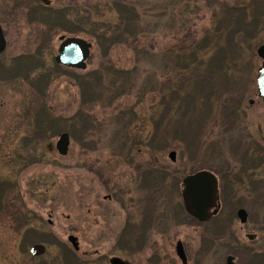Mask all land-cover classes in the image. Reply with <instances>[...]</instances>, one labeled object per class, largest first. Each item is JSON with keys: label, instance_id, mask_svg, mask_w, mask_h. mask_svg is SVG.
<instances>
[{"label": "rangeland", "instance_id": "rangeland-1", "mask_svg": "<svg viewBox=\"0 0 264 264\" xmlns=\"http://www.w3.org/2000/svg\"><path fill=\"white\" fill-rule=\"evenodd\" d=\"M50 1L52 9L63 10L64 25L52 28L49 20L52 29L46 33L49 46L42 51L41 70L55 69L54 57L61 35L83 38L91 44L86 68L55 69L56 74L43 94L21 77L4 83L1 90V111L8 117L1 129L13 126L18 143L31 128L32 118L19 119L14 125L11 118L15 114L37 112L38 107L45 106L53 116L65 119L58 125L60 131L55 128L33 152L41 162L15 176L9 170L17 172L21 162L5 165L6 155L2 151L0 179L15 178L21 201L25 202L23 218L28 215L31 227L51 235V243L41 259L50 264H74L80 252L76 256L66 237L77 232L83 234L81 251L90 255L98 249L112 253L113 241L103 228L105 220L103 224L95 220L99 215L94 197L108 193L94 175L95 162L109 164L110 169L113 166L120 185L127 180L133 186L132 175L138 174L139 169L155 166L179 178L193 170L214 172L230 181L229 206L248 213L242 230L243 223L236 216L232 221L231 228L237 232L240 245L249 251L263 252L264 103L256 90L257 70L262 64L256 50L264 45V0ZM116 2L135 9L138 33L128 36L130 44L105 43V53L90 33H106L102 25L116 22ZM13 4L0 2V21L7 40V49L0 56L3 63L34 51L41 30L40 25L24 21L23 11L11 12L6 17ZM23 4L28 2L18 3ZM44 13L55 16L49 10ZM63 28L74 32L62 31ZM28 39L31 43L24 45ZM41 70L33 69L29 77L37 79ZM77 113L76 119H72ZM62 131L70 137L64 157L45 149L49 143L54 145ZM171 151H176L175 163L169 160ZM29 152L24 150L23 154ZM251 159L255 160L254 165ZM33 180L36 182L31 183ZM46 181H50V188ZM171 181L168 178L162 183L160 214L156 213L155 199H144L145 193L140 192L141 203L133 207L124 234L132 244L150 237L154 231L150 227L154 228L160 215L171 218L173 211L163 201V196L175 195L167 186ZM177 199L181 203L180 196ZM171 201L176 203V197L172 196L170 204ZM114 206L117 207L115 203ZM49 213L50 226L46 223ZM116 214L124 212L118 209ZM211 223L210 238L217 242L224 239L220 233L213 235L215 226ZM13 224L8 215L0 214V264H21L27 258L24 253L28 245L20 241L22 230L16 233ZM114 226L118 235L121 226ZM178 227L173 239L188 242L196 237V232L193 237L188 229L180 224ZM100 230L104 234H98ZM245 234H256V239L249 241ZM55 240L66 244L70 251ZM146 247L131 252L132 264H153L149 260L153 261L154 253L160 251L154 246ZM223 253L224 247L217 244L201 264H224ZM255 259L253 264H262Z\"/></svg>", "mask_w": 264, "mask_h": 264}, {"label": "flooded vegetation", "instance_id": "flooded-vegetation-1", "mask_svg": "<svg viewBox=\"0 0 264 264\" xmlns=\"http://www.w3.org/2000/svg\"><path fill=\"white\" fill-rule=\"evenodd\" d=\"M0 2L15 3V5L13 4L11 6L9 12L6 13V17L10 16L11 12L14 13L17 11H23L24 14L22 15V17L24 16L23 19H25L24 21L26 23H36L37 25L41 26V30H39L40 34H38V46H36L37 48H35L34 51L30 50L29 53H23L19 56L12 57L6 63L1 62L0 60V131H3L4 129H1V127L5 125V123H8V117L6 116V112L1 111L3 107V96L1 90L2 85L4 83L14 82L19 77H21L22 80L26 79L28 86L32 87L36 83L41 84V82L44 80L43 82L44 84H46L47 87L50 83V80L56 74L55 69L60 70L61 67H68L57 63L55 60L57 55H55L54 70H41L40 68L43 66L41 60L42 51L48 48L47 46H49L47 41L48 36H46V33H51V29L53 28H51V26L49 25V20H51V18L55 19V16H58L60 18L59 21L62 24L64 22V15L61 13L63 11L62 9L58 11H56V9H52L50 0L49 4L47 5L44 4L41 0H0ZM20 2H28V5H18V3ZM46 10L55 12V16L51 17V15H47L46 13H44ZM0 31L4 39V48L0 52L1 56L7 49L5 30L1 21ZM59 38L60 36L58 37V40H60ZM35 40L36 39L34 38L33 41ZM30 43L28 39L24 45L28 46ZM59 45L60 42L58 44V48ZM33 69H38L42 71L39 73L40 76L37 79L36 77H34L33 79L29 77V73ZM18 115L16 116L15 114L11 118L14 125L17 124V120L19 119L25 120L27 117H29V119L30 117L32 118L31 128L26 134H24L20 138V142L18 143L17 141V130L11 125L7 127L6 130L0 133L5 135L2 138L0 137V166L3 167V163L1 161V159H3L2 151H4V155H6V160L4 162L5 165L14 164V166H16L17 163L19 164V162H21V166L17 172L14 169L9 170L13 172V174L10 173L12 176H15L16 173L20 171L26 170L30 165L41 162V159L37 155L35 156L33 152H35L36 148L41 145V142L50 137L51 133L55 132V128L59 129L58 131H60V124L65 120L64 119L62 121L61 118L53 116L50 112H48L46 108L42 110L38 109L37 112H30L27 110L23 111L21 114ZM55 119H57L56 122H58L60 128L57 127ZM61 133H64V131L59 132L57 134V139ZM56 141L54 142V145H52L51 143L47 144L45 149L50 153L55 150L58 154L56 148ZM24 150L27 152L31 151L32 153L29 152L24 155ZM21 152L22 154H20ZM170 161L172 163H175L176 159L174 161ZM93 166L95 168L93 170L94 175L101 184L100 186H102L103 189L108 190V193L103 195L101 198L94 197V205H96L97 214L99 215V218L95 220L97 222L101 220L102 224L105 220L103 228L107 229L109 233L108 237L111 242L113 241L112 248L114 249H111L112 253L101 252L98 249L90 255L89 252L85 250H80V240L83 234L80 232H77L75 235L69 234L66 237L67 245L71 247L73 252H75L76 256L78 252H80V256L77 257L78 260L75 261L74 264H111V260L114 258L119 259L123 262V264H132L133 262L131 260V252L139 248H147L146 246H154L160 251L159 253H154L155 256L153 255V261L149 260L153 264H191V262L201 264V261H207L211 252V248L213 246H216L217 244L218 246L224 247V264H227L228 258L232 259L233 264H238L239 262L241 264H253L254 258L259 260L260 262H262V260L264 259L262 258L264 256V251L256 253L253 251H249L246 247L240 245V240L237 236V232H235L233 228H231V225L233 223L232 221L234 220V216H236L235 218L238 219L237 212L243 208L232 209L231 206H229V204H232V202H228L231 200L232 197L227 196V193L231 190L230 181H226L223 177L219 178V176H217L214 172L206 169L197 171L193 170L189 171L185 176L179 178V175L174 174V176H170L168 172L161 170V168L157 166H155V168L150 169L143 168L142 170H138V174L132 175L134 178V184L132 186L130 183H128L127 180H123L124 184L122 185H120V183L116 181L118 179V176L113 174V166L110 169L109 164L100 165V163L96 162L92 164V167ZM109 170L112 172V175ZM199 171H208L212 173L216 181L214 184L215 201L208 210L209 219L206 221H200L198 218H196L189 212V204L184 202L182 196L184 190V179L191 175H194ZM168 178H171L172 181L171 185L167 186L170 192L175 194L172 196H175L177 200L176 203L173 204L171 201L172 204H170L169 201L172 196H163V201L166 200L165 202L167 203V206H169L170 209L173 211L171 218H162V216L160 215V218L158 219V222L156 223L154 228L150 227L151 230H154L150 237L147 240L138 239L133 243V245L131 241H128L125 238L124 234L130 224V219L133 216V207L141 203L142 194H140V192L143 191L145 193L144 199H155L156 213L160 214L162 212L158 210V207L159 201L162 198V183L165 184ZM15 182V178L0 179V214L8 215L10 221L14 223L12 225L14 227L13 231H15L16 233H20V231L22 230L20 241L21 243L25 242L28 247L24 253V255H27V258L21 264H50V262L42 260L41 258L46 253L47 245L51 243V235L48 231H40L34 226L31 227L28 215L27 219L23 218V216L26 215L22 212V210L25 209V202L23 200L21 201L22 196L20 195V191ZM34 182L36 181L33 180L31 183ZM47 185L50 188V181L47 182ZM178 196H180L181 198V203L177 199ZM114 203L117 205V207L114 206ZM80 204H82V202H80ZM118 209H121L124 214H116V211H118ZM48 217L49 218L47 219L46 223L50 226L52 225V221L50 219L51 213L48 214ZM247 218L248 213L246 216V220ZM211 222H214L213 224L215 226V228H213V235L216 234L219 236L220 233V235L225 237L224 239L222 238L217 242L216 238H210V226L212 224ZM116 223L118 225V228L121 226L118 235H115L114 232L116 231V228L114 226ZM245 223H240V230H242ZM108 224L111 227H108ZM179 224L180 226H183V228L185 227L190 232H192L193 237L196 232V237L192 238L188 242H183L179 239H173L172 235L176 231H178ZM98 234L104 233L100 230ZM248 235L253 236V239L249 241H253L256 239V234H245V237L247 238ZM70 236L75 238L77 250H74L72 248V244L69 241ZM155 237L159 238V240ZM55 241L62 245L66 250L70 251L66 244H62L59 240ZM97 244L101 245L100 242H98ZM178 244L181 246V250L184 254V261H182L178 255ZM36 245L43 246L44 252L42 254L32 255L30 253V249ZM165 247L167 248L165 249ZM91 256L94 257L92 260L89 259V257ZM256 259L254 262H256ZM13 264H18V262Z\"/></svg>", "mask_w": 264, "mask_h": 264}, {"label": "water", "instance_id": "water-1", "mask_svg": "<svg viewBox=\"0 0 264 264\" xmlns=\"http://www.w3.org/2000/svg\"><path fill=\"white\" fill-rule=\"evenodd\" d=\"M44 4H49V0H41ZM60 45L58 48V54L55 58L57 63H60L69 68H75L83 70L86 68V61L90 57L91 44L79 37H65L60 36ZM4 48V39L0 31V52ZM256 53L262 60L261 66L257 70L256 75V90L257 96L264 103V45L257 48ZM70 146V137L64 132L61 133L56 141V148L58 154L66 156ZM170 160L176 159V152L171 151L168 154ZM183 200L189 204V212L198 218L200 221H206L209 219L208 210L215 201V178L214 175L208 171H199L194 175H191L184 179ZM247 213L240 209L237 212V217L241 223L246 221ZM248 240H252L253 236L248 235ZM69 241L72 244V248L77 250V244L75 238L70 236ZM178 255L182 261L185 260L184 254L181 250V246L178 244ZM44 252V248L41 245L33 246L30 249L32 255H40ZM111 264H123L117 258L111 260ZM227 264H233L232 259H227Z\"/></svg>", "mask_w": 264, "mask_h": 264}, {"label": "trees", "instance_id": "trees-1", "mask_svg": "<svg viewBox=\"0 0 264 264\" xmlns=\"http://www.w3.org/2000/svg\"><path fill=\"white\" fill-rule=\"evenodd\" d=\"M113 8H114L116 15H117L116 16V22L106 23V24L102 25L103 29L105 28L104 30L106 31V33L105 32L97 33V35L95 33H90L93 36V38L96 40L97 45L100 46L101 48H103L105 53H106V47H107V46H105V43L108 42L110 45L130 44L129 40H128V36L133 35V33L134 34L138 33V26H137L138 22L136 21L135 9H133L132 6H124V4H122L121 2L120 3L116 2L114 4ZM67 12H68V10H67ZM56 17H55V19L54 18L51 19V24H52L51 26L54 27L55 24L58 26L64 25V23L61 24V22L59 21V17L58 16H56ZM68 30L69 29L63 28L62 31H68ZM70 32H74V30L70 31ZM107 32H109V35H107ZM206 43H207V41H205V43H203V46H205ZM197 49H199V48H197ZM193 55H194V51H191V57L192 58H193ZM211 61L213 63L214 59L210 60L209 64H211ZM43 81L41 82V84L36 83L33 86V87L39 88L40 90H38V91L41 92V94H43V91L47 88L46 84H44ZM81 90H82V87H81ZM38 109L42 110L44 108L38 107ZM78 115L79 114L77 113L75 116L72 117V119L75 120ZM56 120L57 119H55V122H56ZM56 124L58 127V122H56ZM262 157L263 158H261L262 159L261 162L264 160V155H262ZM255 160H256V158H255ZM255 160L251 159V165L255 164L253 162ZM257 160H256V162H257ZM261 263L264 264V260H262Z\"/></svg>", "mask_w": 264, "mask_h": 264}]
</instances>
